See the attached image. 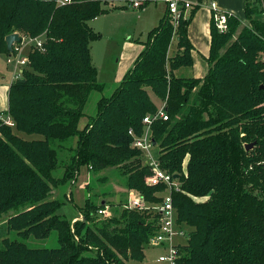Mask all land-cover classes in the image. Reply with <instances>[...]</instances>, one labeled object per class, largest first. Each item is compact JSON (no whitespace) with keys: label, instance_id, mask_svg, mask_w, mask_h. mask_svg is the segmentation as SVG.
I'll return each mask as SVG.
<instances>
[{"label":"trees","instance_id":"obj_1","mask_svg":"<svg viewBox=\"0 0 264 264\" xmlns=\"http://www.w3.org/2000/svg\"><path fill=\"white\" fill-rule=\"evenodd\" d=\"M111 1L0 0V53L10 54L6 37L12 33L43 43L42 49L33 45L22 76L10 86L6 114L14 126L0 117V217L8 214V230L20 237L3 238L0 264L144 260L157 215L127 208L121 197L113 216L98 213L107 201L88 199L83 218H68L59 213L64 202L51 196L55 185L75 181L88 166L119 169L127 190L159 201L165 187L147 185L151 169L144 152L132 147L129 131L141 134L144 117L164 103L168 119L152 124L154 152L181 183V191L173 192L177 222L187 233L177 246L180 263L264 264V9L259 0H246V21L231 16L226 32L212 20L203 78L177 75L193 65L188 27L197 7L189 17L182 14L177 26L167 8L134 66L112 95L98 100L96 115L81 128L91 94L106 88L91 53V43L102 34L89 21L110 10ZM174 41L177 51L170 56ZM21 133L38 136L27 139ZM209 193L203 201L190 196ZM53 231L57 247L25 242Z\"/></svg>","mask_w":264,"mask_h":264},{"label":"crops","instance_id":"obj_2","mask_svg":"<svg viewBox=\"0 0 264 264\" xmlns=\"http://www.w3.org/2000/svg\"><path fill=\"white\" fill-rule=\"evenodd\" d=\"M189 1L192 7L185 11V17H189L191 10L195 7L197 8L188 27V38L193 45V65L188 72L195 78H203L209 68L207 58L210 56L211 51V23L214 13L218 10H224L246 21V0ZM132 2L134 0H112L111 4L113 7L110 10L89 21L90 26L102 34L100 39L91 43V53L93 63L98 71V81L102 82L105 86L107 84L104 83L105 79H101V64L98 65V55L102 53L104 60L108 61L113 54L109 63L111 66H114L111 72V78L114 82L113 86H117L125 74L134 66L145 48L149 32L158 26L168 8L166 0H150L148 3L142 0L141 7H135ZM212 4H215L217 9H214ZM128 16L132 17V19ZM100 17H105L103 23H107L106 25L97 20ZM144 35H147L146 40H144ZM174 46L175 48L172 52L171 50ZM176 51L177 45L176 41H174L170 47V56L174 55ZM0 55H6L7 65L13 67L10 79L5 75L1 76L3 80L0 84V117L6 118V111L9 108V89L15 80L16 66L14 63L9 62L8 54L0 53ZM177 75H183V72L179 70ZM129 195L130 192L126 196V203L130 199ZM73 218L77 219L79 217L75 216Z\"/></svg>","mask_w":264,"mask_h":264},{"label":"rangeland","instance_id":"obj_3","mask_svg":"<svg viewBox=\"0 0 264 264\" xmlns=\"http://www.w3.org/2000/svg\"><path fill=\"white\" fill-rule=\"evenodd\" d=\"M135 1V0H134ZM140 1V0H138ZM142 1V0H141ZM260 9H264V0L258 1ZM129 6V5H128ZM103 15V14H102ZM129 17V16H128ZM105 17H100L99 22H104ZM132 19V17H129ZM172 20L173 17H171ZM129 20V19H128ZM131 21V20H129ZM132 22V21H131ZM107 24V23H106ZM103 23V25H106ZM178 24L176 23L175 26ZM144 40H146L147 35L143 36ZM22 42L17 43L16 47H19V53H21L26 59L27 64L29 63V54L31 49L33 48V45H29V42L31 37L28 35L22 36ZM106 42V41H104ZM107 44V43H106ZM172 47V52L173 49ZM16 53V51L14 50ZM7 54V53H6ZM18 54V53H17ZM9 55V54H8ZM113 56V54H112ZM112 56L108 61L104 60V56L102 53L98 55V65L101 64V73H102V80H104V83L107 84L106 88L103 92L94 91L85 107V114L81 118L79 126L82 128L86 125V123L90 122V120L96 115L97 113V102L102 96H110L112 95L113 91L115 90L116 86L114 85V82L111 78V72L114 66H111L109 61H111ZM13 67L8 66L6 62V55H0V84L3 79H1V76L5 75L10 79L12 74ZM183 72V75L185 76H192L188 71L190 70V67H182L180 69ZM102 83V82H101ZM153 99L158 102L157 97H155L152 94ZM21 135L24 138H32L36 137L38 135H28L25 133H21ZM76 141V139H75ZM69 144H66L64 148V153L62 154L63 158L65 160L68 159L69 155H64L66 151L68 150ZM133 147V146H132ZM246 147V146H245ZM134 148V147H133ZM153 154L155 155V152L153 151ZM156 156V155H155ZM189 161V156L186 155L184 159V167L187 171V162ZM63 168L59 169L56 174L60 175L62 173ZM62 176V174H61ZM60 177V176H56ZM126 177L122 175L119 169L116 168H109V169H103L100 171H93L88 166H84L80 169L79 175L77 179L73 182L69 183H59L58 185H55L52 190V196L51 199L56 198L58 200H62L64 203L61 206V209L59 210V213L64 214L68 218H73L75 216H78L79 218H83L81 215V211L84 209L88 199H91L90 201L95 203H101L103 201H107V207L108 210L111 213V216L114 214V209L118 208V201L122 197L126 200V196L129 194L131 189L126 188L125 186ZM65 194H67L65 196ZM195 201H203L207 200L211 194L204 195L202 197L190 195ZM128 203V202H127ZM126 201L125 204L127 205ZM125 205V206H126ZM134 209V208H130ZM151 214H154V212H151ZM155 215V214H154ZM7 218L8 214H4L0 217V246L2 245L3 238H19L17 236V233L15 231H9L7 227ZM185 229H188L187 227L183 226ZM186 239L184 237L175 236L174 237V243H184ZM25 242L31 246V247H57L59 245L57 240V232L53 231L52 234L43 239H37L34 237H31L28 240H25ZM168 249L163 247H154L150 246L149 243L145 247V258L142 261L129 259L127 261V264H169L167 261H161L159 258L161 255H164L167 253Z\"/></svg>","mask_w":264,"mask_h":264},{"label":"built area","instance_id":"obj_4","mask_svg":"<svg viewBox=\"0 0 264 264\" xmlns=\"http://www.w3.org/2000/svg\"><path fill=\"white\" fill-rule=\"evenodd\" d=\"M69 2H71V0H59L60 4H66ZM166 2L169 14L173 17L175 24L178 22L181 15L184 14L185 16V11L192 7L189 0H166ZM132 4L135 7H141L142 1L136 0L132 2ZM212 7L217 9L215 4H212ZM231 16H233L231 12L224 10H218L214 13L213 20L216 27L221 32H226L228 30V22ZM30 41L29 45H36L38 48H43L42 41L35 38H31ZM16 46L17 45L15 44L14 50L16 53L13 50L8 56L9 62L14 63L16 66L14 79H18L22 76L23 67L27 64V59L19 53L20 49ZM159 118H163L164 120L168 119L165 103L159 107L155 114H147L144 117V129L141 134H136L133 129H130L129 133L133 137L132 146L144 152L145 162L150 166L151 174L146 179L147 185H163L165 190L161 194V199L156 202L149 201L143 194L131 190L129 195L130 199L126 207L134 208L139 211H147V213L154 212V214L157 215V229L148 243L150 246L168 249L167 253L160 256L159 259L161 261H167L169 264H181L179 261L180 254L177 248L178 244L174 243V237L180 236L186 238L187 233L177 222V211L173 200V192L181 191V183L178 181V178H175L172 173L168 172L161 166L160 160L153 154L155 144L152 124ZM3 119L5 123L14 126L10 117ZM98 213L105 217L111 216L107 205L104 208H100Z\"/></svg>","mask_w":264,"mask_h":264},{"label":"water","instance_id":"obj_5","mask_svg":"<svg viewBox=\"0 0 264 264\" xmlns=\"http://www.w3.org/2000/svg\"><path fill=\"white\" fill-rule=\"evenodd\" d=\"M21 40H22V37L20 36L19 33L9 34L6 37V43H7L8 51L10 53L13 52L15 44L20 43ZM254 145H255V143L246 144V149L249 150L250 148H253ZM174 177L175 178H178L179 175L178 174H175ZM102 204L104 205L105 204V201H103Z\"/></svg>","mask_w":264,"mask_h":264}]
</instances>
